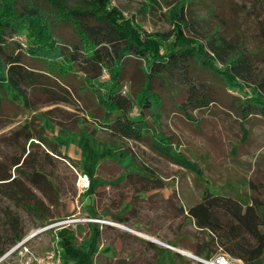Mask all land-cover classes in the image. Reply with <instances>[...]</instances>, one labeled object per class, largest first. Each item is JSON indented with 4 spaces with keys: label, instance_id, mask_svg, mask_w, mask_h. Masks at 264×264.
Wrapping results in <instances>:
<instances>
[{
    "label": "rangeland",
    "instance_id": "1",
    "mask_svg": "<svg viewBox=\"0 0 264 264\" xmlns=\"http://www.w3.org/2000/svg\"><path fill=\"white\" fill-rule=\"evenodd\" d=\"M37 1L54 20L58 35L76 37L72 26L59 19L56 7L46 0ZM64 1L68 6L83 2ZM180 1H186L188 35L199 37L206 48L208 39L222 36L242 51L251 66L243 77L245 84L238 89L199 61L188 60L186 69L199 91L212 90L216 96L214 102L202 107H196L187 85L176 78L179 71H165L171 80L167 85L161 79L153 83L162 104L146 109L150 127L173 137V147L177 145V150L195 164V170L154 150L150 137L146 141L126 139L102 125L88 113L98 107L91 97L77 104L42 105L33 112L43 121L47 139L60 146L62 155L43 143L33 149L24 139L13 136L30 116L22 113L17 121L0 129V158L11 161L26 149L44 159L49 184L43 183L40 189L22 175L19 179L32 201L43 206L46 217H38L15 199L0 194V255L12 245L14 221L23 238L32 237L28 245L38 254L60 250V264H82L73 246L96 249L84 264H170L165 250L159 251L169 248L167 245L181 255L176 264H198L191 253L200 257L196 252L211 238L207 230L196 225L188 208L203 198L206 185L214 193L240 198L244 204L251 202V196L264 200V116L250 115L241 122L234 109L239 106L238 98L254 93L255 88L261 90L264 0H110L109 8L116 6L126 17L134 16L141 30L161 42L162 53L167 55L178 46L174 48L172 38L164 39L158 33L172 30L170 11ZM17 39L28 45L25 32ZM213 63L225 68L220 60ZM124 65L123 84L130 88L137 80H144L143 60L127 57ZM106 72L107 67L103 68V74ZM109 74L96 79L95 86L107 90L103 80L110 81ZM47 111H51L52 121L44 117ZM85 173L91 190L82 192L77 182ZM212 248L215 250V244ZM0 264H21V259L15 253Z\"/></svg>",
    "mask_w": 264,
    "mask_h": 264
},
{
    "label": "trees",
    "instance_id": "2",
    "mask_svg": "<svg viewBox=\"0 0 264 264\" xmlns=\"http://www.w3.org/2000/svg\"><path fill=\"white\" fill-rule=\"evenodd\" d=\"M46 1L56 7L61 21L72 26L76 37L58 35L54 20L37 0H0V129L17 121L22 113H29V118L13 132V136L24 139L33 149L43 143L53 153L62 155L60 146L47 139L43 121L32 114L42 105L77 104L79 100L91 97L98 107L88 113H93L92 116L97 117L102 125L126 139L146 141L150 137L154 150L195 170V164L177 150V145L173 147V137L156 133L150 127L146 109L162 104L161 96L153 91V83L161 79L167 85L171 80L165 71H179L176 78L187 85L196 107L209 105L216 96L212 90L199 91L186 69L188 60L199 61L232 88L242 89L243 77L251 68L242 51L236 50V46L219 35L208 39V48L199 37L188 35L185 31L189 24L186 1H180L170 11L172 30L158 33L164 39L172 38L174 48L178 46L167 55L162 53L161 42L141 30L134 16L126 17L116 6L109 8L110 0H83L76 6H68L64 0ZM24 32L28 36L27 46L17 39ZM127 57L143 60L146 65V69L141 68L144 80H137L130 88L122 83ZM215 59L225 64L223 70L215 67ZM105 67L111 80H103L107 90L102 91L95 86V80L106 76L103 74ZM260 86L261 90L255 88L254 93L238 98L239 106L234 109L241 122L250 115L264 116V79ZM44 117L52 121L51 111L45 112ZM45 155L49 156V153ZM43 164L44 159L34 156L32 150L26 152V149L22 156L11 161L0 158V194L15 199L38 217H46L45 209L39 202L32 201L20 186L19 176L42 189L43 183L51 182ZM262 208L264 200L258 196H251V202L244 204L240 198L219 195L206 185L203 198L188 208L196 225L207 230L211 238L205 240L196 253L210 258L221 247L245 264H263ZM12 223L14 237L9 248L23 239L15 222ZM214 244L215 250L212 248ZM71 249L82 264L88 262L89 256L96 251L91 246L87 251L75 246ZM163 250L169 251L170 264H176L177 257H181L177 251L167 248L159 251ZM5 253L1 250V254Z\"/></svg>",
    "mask_w": 264,
    "mask_h": 264
},
{
    "label": "built area",
    "instance_id": "3",
    "mask_svg": "<svg viewBox=\"0 0 264 264\" xmlns=\"http://www.w3.org/2000/svg\"><path fill=\"white\" fill-rule=\"evenodd\" d=\"M22 40V39H21ZM24 45H26L23 42ZM127 87H125L126 89ZM78 188L82 192H86L90 189L91 180L88 174H80L78 178ZM94 220V219H91ZM48 227L43 228L42 230ZM212 233V232H211ZM28 237L23 238L21 241L13 245L4 255L0 256V263L8 256L18 253L21 264H60V250L51 249L46 254H38L29 245L27 240ZM170 248L172 246L167 245ZM203 264H245L243 260L233 257L232 255L226 253L221 247L218 249L217 253L210 258L197 257Z\"/></svg>",
    "mask_w": 264,
    "mask_h": 264
},
{
    "label": "bare ground",
    "instance_id": "4",
    "mask_svg": "<svg viewBox=\"0 0 264 264\" xmlns=\"http://www.w3.org/2000/svg\"><path fill=\"white\" fill-rule=\"evenodd\" d=\"M139 234L142 235V236L148 237V238L150 237L149 235L145 234L144 232L141 233V232L139 231ZM150 238H152V237H150ZM180 250H181L182 252H184L185 254H189V253H190V252H188V251H186V250H184V249H182V248H181ZM191 257L194 258L195 255H194L193 253H191Z\"/></svg>",
    "mask_w": 264,
    "mask_h": 264
},
{
    "label": "crops",
    "instance_id": "5",
    "mask_svg": "<svg viewBox=\"0 0 264 264\" xmlns=\"http://www.w3.org/2000/svg\"><path fill=\"white\" fill-rule=\"evenodd\" d=\"M136 233H138V232H136ZM147 238H148V237H147ZM149 238H150V237H149ZM150 239H153V238H150ZM167 249L172 250V249H170V248H167ZM165 253H166L165 256H168V258H169V260H170V253H169V251H166ZM263 264H264V263H263Z\"/></svg>",
    "mask_w": 264,
    "mask_h": 264
},
{
    "label": "water",
    "instance_id": "6",
    "mask_svg": "<svg viewBox=\"0 0 264 264\" xmlns=\"http://www.w3.org/2000/svg\"><path fill=\"white\" fill-rule=\"evenodd\" d=\"M31 238H32L31 236L28 237L26 241H29ZM169 248H170V247H169ZM173 248H174V247H173ZM173 248H172V249H173ZM194 258H196V257H194ZM196 259H197V258H196Z\"/></svg>",
    "mask_w": 264,
    "mask_h": 264
}]
</instances>
